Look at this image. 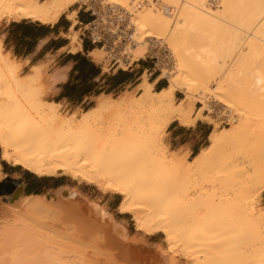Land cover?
Returning a JSON list of instances; mask_svg holds the SVG:
<instances>
[{
    "label": "bare ground",
    "instance_id": "6f19581e",
    "mask_svg": "<svg viewBox=\"0 0 264 264\" xmlns=\"http://www.w3.org/2000/svg\"><path fill=\"white\" fill-rule=\"evenodd\" d=\"M140 1L0 0V17L7 14L16 21L30 19L43 25L56 23L73 4H85L100 18L117 24L116 29L110 24L117 38L111 50L99 46L89 53L90 59L99 60L98 52L103 51L106 57L116 56L126 70L124 58L131 65L152 53L163 68L161 77L168 81L156 90L155 82L144 76L138 97L117 101L118 97L104 95L80 119L74 114L65 117L60 104L43 99L48 87L39 66L23 72L20 58L4 48L0 37V179L4 177L1 161L40 177L69 175L102 192L121 195L118 211L132 216L136 230L164 234L169 251L180 247L182 257L193 264H248L245 252L239 259L231 257L237 250L231 246V233L237 232V221L241 232L264 240V213H256L253 206L258 191L264 190V0H158L160 5L147 0L145 6ZM76 14L71 11L67 18L74 23ZM70 40L71 50H78L77 37ZM166 49L171 58L163 63L159 54ZM170 60L172 70L165 69ZM212 83L216 87L210 91ZM177 91L185 96L176 104ZM192 98L207 103V114L213 112L212 104L241 119L232 128L211 132L209 145L186 165L167 155L161 133L174 120L195 124ZM112 105L130 108L135 117L103 134L94 123ZM208 166L235 171L234 176L243 174L242 168L252 173L243 175L248 181L225 180L233 195L218 201L220 205L214 207L222 210L217 212L211 209L212 200L208 205L203 200L205 188L191 178ZM21 194L18 186L7 201L0 199L4 225L0 264H181L156 243L131 239L125 224L74 189L59 187L48 197ZM227 202L236 203L226 216ZM201 215L204 220L199 224ZM38 228L98 248L102 257L67 252V246L52 248L50 237ZM200 251L204 259L197 255ZM249 253L257 264L264 262V245Z\"/></svg>",
    "mask_w": 264,
    "mask_h": 264
},
{
    "label": "crops",
    "instance_id": "0c3cea01",
    "mask_svg": "<svg viewBox=\"0 0 264 264\" xmlns=\"http://www.w3.org/2000/svg\"><path fill=\"white\" fill-rule=\"evenodd\" d=\"M80 9L81 7L77 10L78 23L88 22L91 19L90 15L84 9L82 11ZM71 25L69 19L62 17L56 23L47 25L23 19L3 24L0 31L6 50L20 58L24 65L23 69H30L34 65L42 68L44 82L48 87V101L56 102L73 111L89 110L96 105L99 97L104 95L114 97L117 94L132 92L141 83L138 82L149 70L148 67L141 69L139 64H134L130 70L118 68L105 70L103 65L90 59L89 53L95 48L85 36L80 35L78 39L80 45L75 44L78 50L73 52L71 40L67 37L72 29ZM151 82H155L156 90L165 87L158 78ZM210 131L209 124L201 119L192 126H184L174 120L167 129L170 150L188 149L190 156L194 157L206 147ZM1 164L4 177L0 183L9 184L13 189L18 185L22 186L24 195H48L52 190L63 186L74 188L62 180L64 176H34L35 174L20 166H13L5 161ZM10 194L9 191L0 192V198L7 201ZM119 197L117 194L104 193L101 202H104V207L116 202L118 210L121 202Z\"/></svg>",
    "mask_w": 264,
    "mask_h": 264
},
{
    "label": "rangeland",
    "instance_id": "374dc122",
    "mask_svg": "<svg viewBox=\"0 0 264 264\" xmlns=\"http://www.w3.org/2000/svg\"><path fill=\"white\" fill-rule=\"evenodd\" d=\"M142 1L143 2L140 1L142 3L141 6H145V5L148 4L147 0H142ZM153 1L155 3L158 2V0H153ZM140 2L137 4V6L140 4ZM210 2H209V4H210ZM159 3H161V1H159L158 4ZM162 3H163V1H162ZM80 7H81V9H80L81 11L85 8V6H83L82 3L73 4L61 17L62 18H67V15L71 11H74V10L77 11ZM138 8H141V7L138 6ZM77 14H78V11H77ZM77 14L74 16V20H75L74 23H73L72 20H70L72 22L71 27L72 26L73 27H72V29H70V34L67 37L69 39L73 38V37H77V41H78L80 35L82 36L83 28L78 23ZM13 20H15V18H12L11 16H9L7 14H2L1 17H0V31L2 30V25L3 24L9 23V22H11ZM21 20H23V18ZM27 20H29V19H27ZM80 28H82V29H80ZM77 29H78V31H77ZM0 36H2V34ZM3 43H4V40H3ZM94 48H95L94 50L96 52L99 49L97 47H94ZM5 49H6V47H5ZM155 52L156 51H153V53H155ZM98 53H100L101 58L99 60L95 59L94 61L96 63H99V64L103 65L105 70H107L109 68H118L119 70H124L120 66L119 62L114 64V61H111V59H106L105 58L106 54L103 51L98 52ZM151 55H152V53L148 54L145 58H141L139 61H135V62L131 63V65L129 64V60L128 59H126V58L123 59V63L127 66L126 70H130L134 66V64H139L140 65L139 67L141 69H142V67H148L149 70L146 71L143 74L142 79L138 82V83H140V82L141 83L138 86H136V88L132 92H126V93L114 96V99H116L118 97L116 100L120 101V99L123 100V98L132 99L133 97H138L141 94V92H142L140 90V87H141V84L144 81V79H143L144 76H148L149 82L154 81L155 78H158L159 81L163 82L165 86L168 85L167 78L166 77H161L162 76L161 70L163 68L160 65L157 66L156 58L152 57ZM169 55H170V52L168 53V50L166 49V51L164 50L163 53L159 54V58H160L159 60H163V63H165L164 62L165 61L164 58H166V57H168V59L171 58V56H169ZM171 64L173 66V62L172 61H171V63L169 62L167 66L165 64H163V65H165V67L164 66L163 67L165 69L168 68V70H172ZM39 69L42 71V68L40 66H39ZM29 70H31V68L30 69L26 68V69L23 70V72H27ZM42 73H43V71H42ZM43 78H44V74H43ZM150 79H151V81H150ZM151 83H154V82H151ZM215 87H216V84L212 83L210 85V91L213 90ZM155 89H156V87H155ZM125 94H126V96H125ZM206 95L207 96H205L206 97L205 99L209 100V98H211L210 94H206ZM130 96H132V97H130ZM184 96L185 95H184V93L182 91H177L176 94H175L174 102L176 104L179 103V101ZM43 99L47 100L48 99L47 95L45 97L43 96ZM190 100L192 101L193 106H194V111L192 113V118L193 119L197 118V120L201 119V120L207 122L209 124V126H210V129H211L210 133L211 132H218V131H220L222 129H225V128H230V127L232 128L236 124L240 123V119L241 118L239 116L238 117L235 116L234 115L235 113H233V112L231 113L232 116L230 115V117L232 119V120H230L231 123L230 122H229V124L222 123L219 120V118H216V117H217L218 114L222 115V112L220 111V109L222 110L223 107L218 106V107H216L215 112L207 114V110H208L207 103H206V106H205L204 104H201L200 102H198V100H196V98H192ZM124 107H125V109H124ZM200 108H202L201 112L198 113ZM129 109L130 108H128L126 106H118V105H116V107H115L114 105H112L109 108L105 109L102 112V114H100V116L95 120L94 124L96 126H98V130L101 131L103 134L113 132L118 125H121V124H123L125 122L129 123V121L131 122L134 119L135 114ZM61 111H62V113L64 114L65 117H69L70 115L72 116L74 114L76 116V118L80 119L82 114L85 111H87V110L73 111V110H70V108H66V107L62 106L61 107ZM129 111L131 113H129ZM222 111L224 112V115H229V113L226 112L224 109ZM121 117L124 118V119H122ZM184 126H192V124L184 125ZM167 129L161 133L164 145L166 146L167 155L169 157L175 156L179 160L181 159L182 161H184L185 164L187 165L189 162L192 161V159L195 156L194 157L190 156V154L188 152V149H184V148H180L178 150L171 151L170 147H169V144H168V141H167ZM209 143H210V141H209V137H208L207 142H206V147L209 145ZM0 153H1V148H0ZM1 163H2V161H1ZM1 166H2V164H1ZM210 167L211 166H208L207 168L204 167L206 169L202 168L203 171H202V169H199L197 171V173H194L195 175L191 174L192 176H194V177H191V178H193V180H195V182L197 183L198 186H200L202 188H205V190H203L204 192H202V193H204L202 196H205V197H203V200L206 202L207 205L212 200V202L210 204L211 205V209L217 203H218V205H220L219 202H218L219 200H225L226 198H231V195H233V192L230 189V185L229 186L226 185L227 183L225 184V182H226L225 180H231L232 178H235V180H237L240 183V182L249 180L248 176H247L248 177L247 178V177H245L243 175H249V176L252 175L251 170H249V172H247L248 173L247 174L245 172L246 169H243V168L242 169L239 168L241 171H243V174H242V172L241 173L239 172L237 174V176H234V174L236 173L235 171H233L231 173L228 170H220L218 168L215 169V168H213V166L211 168ZM34 176H36V175H34ZM55 176H64V177H62V180H64L65 182L69 183L71 186H74L73 189L77 190L82 195L86 194L84 196L87 197L88 199L90 198L89 199L90 201H92V202L96 201L95 203H97V204H99V205H101L103 207H104V202H101V200L103 198L104 193H109L111 195H115L116 194V193H113V192H102L97 186L92 185V184H87V183L79 181V180H74L69 175H66V174L58 173ZM194 178H196V179H194ZM0 180H2V178ZM223 183L225 184L226 188L222 187ZM17 187H15V188H17ZM234 187H236V185H234ZM48 195H45V196L48 197ZM117 195H119V194H117ZM21 196L25 197V196H29V195H24L23 192H22ZM119 196H120L119 197L120 200L122 201V199H123L122 196L121 195H119ZM206 197H208V199ZM211 197H212V199H211ZM213 198H214V200H213ZM91 199H93L95 201H93ZM220 203L222 205L224 204L223 202H220ZM227 203L228 204L230 203L229 204L230 206L228 205L229 207L223 206V208L226 211V212L224 211V214L226 213V216H227V214H231V212H233V207H234L233 205L236 202H227ZM253 206L256 209V213H258V214L259 213H264V190L263 189H260L258 191V193L256 194V196L254 197ZM105 208L107 210L109 209L108 211L113 214L116 222H120L122 224H125V226L127 227L128 232L130 234L129 236L131 237V239L133 238V239H135V241L143 242V243H147V244L157 243V245L160 247L161 251L167 252L170 256L174 255L173 257L176 260V262H179L181 264H193L194 263L193 260L185 259V258L182 257V255L179 253V252H181V251H179L180 247H179V249H177L178 246L174 247L176 250H174V248H173V250L169 251V243L166 241V238H165L164 234L157 233V234H154V235H146L145 233L136 230L134 222L132 220V216L129 215V214L121 215L119 213V211L116 209V202H114L113 204H110L108 206L105 205ZM217 209L220 210L221 207H218ZM217 209H216V212L218 211ZM209 211L211 212V210H209ZM221 212H223V211H221ZM204 214L205 213L202 212V215H204ZM224 214H222V215L224 216ZM202 215L200 217V220L197 221V223H199V224L203 223L204 217H202ZM215 215H217V214H215ZM226 216H224L223 218L226 219L227 218ZM2 222L3 221L0 220V228H1V226L4 227ZM234 225L236 226V231L237 232L231 233V235H233V237H234L233 240H232L231 246L236 245V249L237 250H233L231 257L234 258V259H239V258L242 257L241 255H243L242 252H245L244 255L248 256V264H257L255 259L254 260L250 259V253L249 252L252 251L255 247H259V246L262 247L264 245V240L262 238H260V239L256 238L255 234L252 235L251 232H241V229L237 226V221H235ZM37 230L42 235H44V236L46 235V236L50 237L51 241L49 243V246L52 247V248H55V249H59L60 248L61 249L60 246H62V247H66L67 246V247H69V248H66L67 252L69 251V249L73 250V251L74 250H78V251H81V255L89 254L90 258H92V257L94 258V257H98V256L102 257L101 250H99L98 248H93V247H89V246L87 247V245H78V243H76V242H71L64 235V233H62V236H57V234L53 235L52 232H50L48 229H45V228H40V229L38 228ZM207 243H208V241H207ZM204 247H206V246H204ZM227 247H229V245ZM201 249H202L201 251H203V248H201ZM205 250H207V249H205ZM205 250H204V252L206 254ZM223 250L225 251V249H223ZM198 251H199V249H198ZM201 251L197 255H199V256L201 255L200 258L204 259L202 257L203 253H201ZM225 253H224V255H225ZM228 253H230V252H228ZM228 253H226V255H229ZM72 254L74 255L75 253L74 252L69 253V255H72ZM89 255H87V257H89ZM206 256H207V254H206ZM258 264H264V262H261V263H258Z\"/></svg>",
    "mask_w": 264,
    "mask_h": 264
},
{
    "label": "built area",
    "instance_id": "2783aa9c",
    "mask_svg": "<svg viewBox=\"0 0 264 264\" xmlns=\"http://www.w3.org/2000/svg\"><path fill=\"white\" fill-rule=\"evenodd\" d=\"M85 6L84 11L88 13L91 17V19L88 22H80V26L83 28L82 35L85 36L90 43L94 47H105V51H110V46L113 45L114 42H117L116 35L111 33V26L110 24H113V29H116V22L113 21V19L106 18L105 20L103 17H99L98 15L95 14L93 10L87 9V5L82 4ZM80 28V29H82ZM110 31V32H108ZM107 46V47H106ZM107 59H111V61H114V64L118 63V59L116 56L110 54L107 55ZM156 58V57H154ZM157 62V58H156ZM157 64V63H156ZM211 110L215 112L216 107L212 106L211 104ZM216 118H219V120L222 123L229 124L231 117L229 115H217Z\"/></svg>",
    "mask_w": 264,
    "mask_h": 264
},
{
    "label": "water",
    "instance_id": "95a60500",
    "mask_svg": "<svg viewBox=\"0 0 264 264\" xmlns=\"http://www.w3.org/2000/svg\"><path fill=\"white\" fill-rule=\"evenodd\" d=\"M14 189L11 188V186L9 184H4V183H0V192H8L12 193Z\"/></svg>",
    "mask_w": 264,
    "mask_h": 264
}]
</instances>
